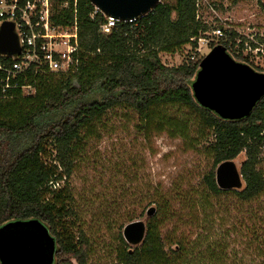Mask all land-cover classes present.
<instances>
[{"label":"trees","instance_id":"obj_1","mask_svg":"<svg viewBox=\"0 0 264 264\" xmlns=\"http://www.w3.org/2000/svg\"><path fill=\"white\" fill-rule=\"evenodd\" d=\"M51 22L70 27L73 13L58 8ZM104 23L90 0H79L78 64L64 73L27 72L4 92L0 84V228L38 220L55 239L53 264H89L88 237L67 222L75 215L67 180L84 147L99 139L96 125L122 108L138 115V129L146 137L166 133L195 148L212 136L206 150L213 163L203 176L204 188L193 198L168 197L152 187L142 200L155 206V215L142 244L131 248L118 235L113 264H264V216L259 214L264 211L254 206L264 199V174L258 169L264 149V96L249 116L223 120L194 98L192 84L202 58L196 55L177 67L163 65L160 54H178L186 47L196 51L198 41L211 31L199 16V0H160L148 15L119 22L109 34L101 32ZM218 31L223 35L211 46L221 45L236 62H248L232 50L237 34ZM242 152L243 189H218L215 168ZM221 196L229 199L232 210L214 205ZM124 200L136 208L143 202ZM176 200L184 209L177 217L171 206ZM220 213L227 218L219 224ZM122 215L132 220L136 210ZM174 218L183 231L174 227L170 236L164 235ZM222 225L226 228L218 233L215 229Z\"/></svg>","mask_w":264,"mask_h":264},{"label":"rangeland","instance_id":"obj_2","mask_svg":"<svg viewBox=\"0 0 264 264\" xmlns=\"http://www.w3.org/2000/svg\"><path fill=\"white\" fill-rule=\"evenodd\" d=\"M262 5L264 0H199V16L211 27L207 38L198 41L196 51L186 47L178 54H160L161 62L167 67H177L188 63L196 55L203 58L217 46L211 45L220 41L223 32L220 35L216 32L221 29L237 34L232 50L248 60L239 63L264 74ZM223 38L227 39L228 36L224 35ZM240 43H243L242 48ZM138 123V115L128 109L118 108L109 112L96 125L99 139L94 138L84 147L75 163L73 174L67 180L72 197L70 206L75 213L67 222L75 233L82 230L88 237L89 264H113L112 252L118 247V235L122 236L124 226L136 221H143L147 225L151 217L146 215V211L155 206L147 207L142 199L150 195L152 187H158L168 197L179 194L193 198L192 194L204 188L203 176L212 168L213 159L206 150L213 141L212 136L207 142L189 148L181 139L170 138L166 133L154 132L152 136L146 137L138 129ZM244 160V152L233 160L239 171ZM258 169L264 174V149ZM126 196L132 201L137 199L143 202L136 208L130 200H124ZM112 198H117V201H112ZM218 204L221 211L232 210L225 196L214 201V205ZM171 206L176 217L184 211L177 200ZM254 206H260L259 211L263 212L264 199L254 203ZM133 209L136 210V216L132 220L121 216ZM259 214L264 216L263 213ZM230 215L231 212L228 213ZM234 215L237 213L234 212ZM224 216L219 214L222 218L219 224L224 223L227 218ZM174 227H180L176 218L164 227V235L170 236ZM225 228L226 225H222L215 230L220 233ZM179 229L183 231L184 228Z\"/></svg>","mask_w":264,"mask_h":264},{"label":"water","instance_id":"obj_3","mask_svg":"<svg viewBox=\"0 0 264 264\" xmlns=\"http://www.w3.org/2000/svg\"><path fill=\"white\" fill-rule=\"evenodd\" d=\"M160 0H90V4L104 17L119 22H132L148 15ZM21 50L14 25L4 22L0 27V55L18 56ZM196 102L219 118L238 121L247 116L264 96V74L236 62L217 45L199 63V71L192 84ZM215 182L222 191H240L243 179L233 160L220 163L215 170ZM155 215V208L146 211ZM146 235L143 221L124 226V241L137 247ZM55 239L38 220L10 222L0 228V264H53Z\"/></svg>","mask_w":264,"mask_h":264},{"label":"built area","instance_id":"obj_4","mask_svg":"<svg viewBox=\"0 0 264 264\" xmlns=\"http://www.w3.org/2000/svg\"><path fill=\"white\" fill-rule=\"evenodd\" d=\"M78 1L0 0V27L4 22L14 25L21 50L18 56L0 55L2 92L11 87V81L27 72L64 73L78 64ZM58 8L73 13L72 26L59 27L51 22ZM117 23L105 17L101 32L109 34ZM216 33L220 35V31Z\"/></svg>","mask_w":264,"mask_h":264}]
</instances>
